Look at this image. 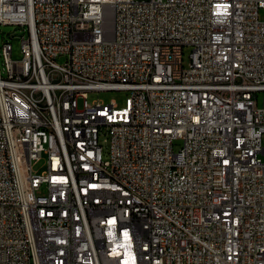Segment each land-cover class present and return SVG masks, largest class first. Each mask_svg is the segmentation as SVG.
Returning a JSON list of instances; mask_svg holds the SVG:
<instances>
[{
    "label": "built area",
    "instance_id": "built-area-1",
    "mask_svg": "<svg viewBox=\"0 0 264 264\" xmlns=\"http://www.w3.org/2000/svg\"><path fill=\"white\" fill-rule=\"evenodd\" d=\"M263 9L0 0V264H264Z\"/></svg>",
    "mask_w": 264,
    "mask_h": 264
},
{
    "label": "rangeland",
    "instance_id": "rangeland-1",
    "mask_svg": "<svg viewBox=\"0 0 264 264\" xmlns=\"http://www.w3.org/2000/svg\"><path fill=\"white\" fill-rule=\"evenodd\" d=\"M260 18L264 20V9L260 11ZM16 29L15 25L11 24H0V48L2 47L3 43L8 39L10 43H12L13 46V56L15 58H18L21 56V43H22V36L20 34L28 36V32H25L23 29L16 31V35L8 37L9 34L13 33ZM191 51V47H186L185 48V63L187 64L189 61V54ZM66 61V56L65 55H60L57 58V62L60 64H63ZM0 64L1 67L3 68V58L0 55ZM5 75V73L3 74ZM129 93L124 90H97V91H89L88 93V99L89 101H94V100H103L104 102H110L111 100H115L118 102L119 106H124L126 102V98L128 97ZM259 103L260 105H263V98H264V91L259 92ZM105 136H102L101 140L102 143L104 144V156L107 157L108 155V148L109 144L104 141ZM182 140H177L175 144V149L178 150L181 145H182ZM262 145L264 146V135L262 138ZM264 158V155H262ZM44 167V160L40 162L39 164H35V170H42Z\"/></svg>",
    "mask_w": 264,
    "mask_h": 264
},
{
    "label": "water",
    "instance_id": "water-1",
    "mask_svg": "<svg viewBox=\"0 0 264 264\" xmlns=\"http://www.w3.org/2000/svg\"><path fill=\"white\" fill-rule=\"evenodd\" d=\"M16 30V29H15Z\"/></svg>",
    "mask_w": 264,
    "mask_h": 264
}]
</instances>
